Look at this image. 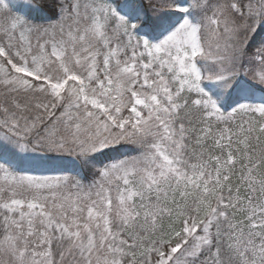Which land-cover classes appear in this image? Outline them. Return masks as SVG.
Returning a JSON list of instances; mask_svg holds the SVG:
<instances>
[{"label": "snow or ice", "instance_id": "1", "mask_svg": "<svg viewBox=\"0 0 264 264\" xmlns=\"http://www.w3.org/2000/svg\"><path fill=\"white\" fill-rule=\"evenodd\" d=\"M0 264H264V0H0Z\"/></svg>", "mask_w": 264, "mask_h": 264}]
</instances>
